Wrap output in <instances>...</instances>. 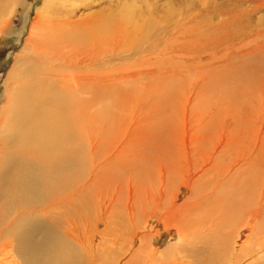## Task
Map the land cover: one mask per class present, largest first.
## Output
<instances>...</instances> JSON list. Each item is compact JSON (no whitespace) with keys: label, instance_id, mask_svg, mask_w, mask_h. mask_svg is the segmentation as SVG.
I'll return each mask as SVG.
<instances>
[{"label":"bare ground","instance_id":"1","mask_svg":"<svg viewBox=\"0 0 264 264\" xmlns=\"http://www.w3.org/2000/svg\"><path fill=\"white\" fill-rule=\"evenodd\" d=\"M31 2L0 0V33L14 31L17 5L25 14ZM56 7L47 0L37 9L26 53L17 56L5 83L7 100L0 107V264H264L263 92H242L244 108L242 103L235 107L236 102L196 108L207 91H184L178 97L179 113L173 111L177 114L168 123L171 132L183 128L185 141L206 126L224 131L231 121L220 141L212 132L215 147L211 155L193 160V171L169 175L172 180L179 176L180 185L191 192L180 204H174L179 191L170 197L164 188L157 195L147 193L133 185V178L123 183L115 177L112 190L99 189L94 185L100 159L93 105L98 66L109 63V46L97 43L101 34L107 40L108 30L87 27V19L72 13L55 15ZM154 120L150 115L133 119L136 129L120 123L119 130L124 136L133 131L153 139ZM122 137H114L121 141L110 143L109 160L103 164L128 166L127 160L133 161L126 156L130 144ZM200 179L210 187L200 185ZM152 219L165 232L176 233L178 240L169 249L154 245L160 236L157 226L145 232ZM101 222L106 224L102 236Z\"/></svg>","mask_w":264,"mask_h":264},{"label":"rangeland","instance_id":"2","mask_svg":"<svg viewBox=\"0 0 264 264\" xmlns=\"http://www.w3.org/2000/svg\"><path fill=\"white\" fill-rule=\"evenodd\" d=\"M31 1L29 11L25 14L17 5V12L12 18L16 29L0 33V107L6 104L7 99L3 97L5 83L16 58L26 53L23 48L31 33V22L36 17L37 9L47 0ZM52 1L57 6L55 15L72 13L76 19H87V27L96 24L98 30L99 26L108 30L106 37L109 41L98 33L103 40L99 39L97 43L100 48L109 46V63L98 66L101 74L96 84L93 105L97 154L100 159V178L94 185L107 191L113 189L115 177L123 183L133 178L132 184L145 192L155 191L157 195L159 189L164 188V194L170 197L179 191L174 204L185 201L190 196V190L180 185L179 176L172 180L169 175H178L177 170L185 174L193 171V160L199 161L200 155L206 153L211 155L215 147L212 132L216 131L215 137L220 141L224 132L229 131L231 121L227 120L224 131L223 127L217 129V126H206L203 134L201 131L192 133L193 136L187 141L181 131L183 128L171 132L168 121H172L177 114L173 111L178 112V97L184 91L187 95L198 90L207 91L209 96L205 94V101L201 100L196 108L228 107L236 103L238 105L235 107L240 108L241 103L246 102L240 101L242 92L264 94V0ZM125 12L130 15L127 16ZM20 29L23 31L22 36ZM217 94L220 96L217 97ZM243 105L241 107L244 108ZM149 115L152 120L155 119L152 122L156 132L148 133L155 135L153 139L148 135L147 138L143 135L137 137L133 131L129 136L121 134L120 123L126 125V129L130 125L136 129L133 119L138 121ZM120 135L126 139L122 137L126 145L130 144L126 156L133 160H127L128 166H124V163L113 165L120 167L121 171L109 166V161L102 163L109 158L110 143H119L120 139L114 137ZM195 140L199 145L193 143ZM202 140L208 142L202 143ZM204 145L208 146L207 150ZM135 156L139 158L138 161L133 158ZM162 179H166L164 185ZM206 182L200 179V185L210 187ZM104 197L108 200L107 195ZM79 226L86 230L82 223ZM156 226L160 229V236L154 245L160 246L162 250L169 249L178 240L176 233L165 232L155 219L150 221L145 232L147 230L150 233ZM104 230L106 224L101 222L98 226L100 236Z\"/></svg>","mask_w":264,"mask_h":264}]
</instances>
